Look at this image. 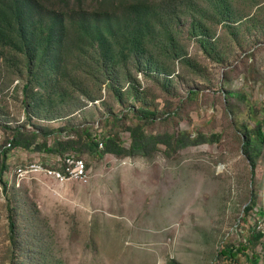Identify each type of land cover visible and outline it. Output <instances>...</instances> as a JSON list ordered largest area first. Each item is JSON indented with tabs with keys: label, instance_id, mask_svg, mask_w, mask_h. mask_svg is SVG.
Returning <instances> with one entry per match:
<instances>
[{
	"label": "rangeland",
	"instance_id": "1",
	"mask_svg": "<svg viewBox=\"0 0 264 264\" xmlns=\"http://www.w3.org/2000/svg\"><path fill=\"white\" fill-rule=\"evenodd\" d=\"M139 107L158 113L148 134L200 142L172 156L77 154L84 182L17 175L60 165L44 147L7 148L12 130L54 131L51 146L86 127L129 148ZM257 121L264 0H0V264H213L264 236V144L249 146L255 177L246 153Z\"/></svg>",
	"mask_w": 264,
	"mask_h": 264
},
{
	"label": "trees",
	"instance_id": "2",
	"mask_svg": "<svg viewBox=\"0 0 264 264\" xmlns=\"http://www.w3.org/2000/svg\"><path fill=\"white\" fill-rule=\"evenodd\" d=\"M135 116L142 121V124H137L134 127L129 128L131 136L130 147L127 148L120 142L117 135L110 134L104 137L102 141L98 140L92 133L90 128L86 127H74L71 131L72 135H69V139L61 140L55 139L53 145H48V139L54 131L44 129L43 127L34 126V131L22 130L20 128L12 130V137L10 139V147L7 148H23L31 149L35 147L44 149L51 154L64 157L67 154H88L103 155L111 154L118 157H149L152 153L159 149L160 145L166 147L167 156H172L177 151L187 148L188 146L197 145L200 140L192 139L190 134H183L180 137L171 135L169 133L164 134H148L146 127L157 120L158 113L154 110L139 107L133 110ZM264 123L257 121L255 128L248 132L249 145L246 149L248 158L250 160L253 176H256L258 168V157L254 154V149L249 150V146H252L251 139L255 137L260 143L264 144ZM73 136V137H72ZM42 138L43 142L38 143V139ZM100 143H103L104 150L100 151ZM10 149H5L4 156ZM79 157V156H77ZM7 160L4 158L2 164H0V178L7 170ZM3 187L6 189L7 184L2 180ZM257 206V198L254 193L253 204L247 208V213ZM8 219L12 231H14V207L9 200ZM262 232L251 233L246 244L240 246L225 245L219 250L217 259L213 264H262V256L257 253L259 245L263 244ZM252 253V254H251Z\"/></svg>",
	"mask_w": 264,
	"mask_h": 264
},
{
	"label": "built area",
	"instance_id": "3",
	"mask_svg": "<svg viewBox=\"0 0 264 264\" xmlns=\"http://www.w3.org/2000/svg\"><path fill=\"white\" fill-rule=\"evenodd\" d=\"M11 145L8 144L7 147ZM100 147H103V143H100ZM58 164L60 168L51 169L49 167H43L42 165H31L26 168L20 167L16 172L20 177L24 176L28 170L38 173L44 174L47 177L54 179L57 182L64 183L70 180L77 181H87L89 178V170L87 169V165L85 161L77 157L73 154H67L64 157L58 158ZM262 261L264 264V251L262 253Z\"/></svg>",
	"mask_w": 264,
	"mask_h": 264
}]
</instances>
